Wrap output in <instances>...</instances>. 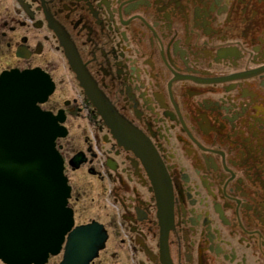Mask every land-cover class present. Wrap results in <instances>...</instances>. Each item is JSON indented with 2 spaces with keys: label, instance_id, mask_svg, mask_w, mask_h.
Masks as SVG:
<instances>
[{
  "label": "flooded vegetation",
  "instance_id": "flooded-vegetation-1",
  "mask_svg": "<svg viewBox=\"0 0 264 264\" xmlns=\"http://www.w3.org/2000/svg\"><path fill=\"white\" fill-rule=\"evenodd\" d=\"M35 68L92 264H264V0H0V75Z\"/></svg>",
  "mask_w": 264,
  "mask_h": 264
},
{
  "label": "water",
  "instance_id": "water-1",
  "mask_svg": "<svg viewBox=\"0 0 264 264\" xmlns=\"http://www.w3.org/2000/svg\"><path fill=\"white\" fill-rule=\"evenodd\" d=\"M53 91L50 76L39 69L0 77V257L7 264H44L69 232L64 264H90L107 240L97 223L72 231L71 189L56 148L66 136L65 118L40 107ZM88 96L110 122L104 101Z\"/></svg>",
  "mask_w": 264,
  "mask_h": 264
}]
</instances>
